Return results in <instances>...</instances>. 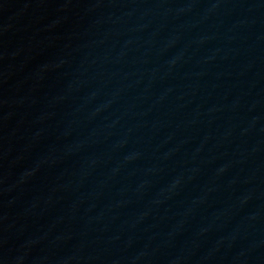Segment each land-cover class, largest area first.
I'll return each instance as SVG.
<instances>
[{
  "label": "water",
  "instance_id": "water-1",
  "mask_svg": "<svg viewBox=\"0 0 264 264\" xmlns=\"http://www.w3.org/2000/svg\"><path fill=\"white\" fill-rule=\"evenodd\" d=\"M0 264H264V0H0Z\"/></svg>",
  "mask_w": 264,
  "mask_h": 264
}]
</instances>
